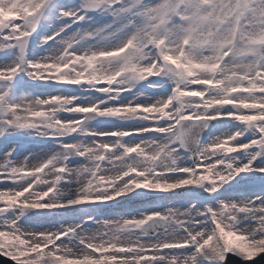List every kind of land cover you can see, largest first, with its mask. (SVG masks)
Segmentation results:
<instances>
[{"label": "snow or ice", "instance_id": "1", "mask_svg": "<svg viewBox=\"0 0 264 264\" xmlns=\"http://www.w3.org/2000/svg\"><path fill=\"white\" fill-rule=\"evenodd\" d=\"M10 137L13 264H264V0H0Z\"/></svg>", "mask_w": 264, "mask_h": 264}, {"label": "rangeland", "instance_id": "2", "mask_svg": "<svg viewBox=\"0 0 264 264\" xmlns=\"http://www.w3.org/2000/svg\"><path fill=\"white\" fill-rule=\"evenodd\" d=\"M67 1H72L73 3L76 2V0H66ZM13 138L10 137L7 139V141L2 145V147L0 148V151L1 150H4L9 144L11 145H15L17 147V155H23L24 153L28 152V150L31 148V147H41L43 145V141H40V140H33L31 139V141H34V144H28L29 142L28 141H23V142H13L12 140ZM0 158L2 159V156H0ZM5 185H1L0 184V187H4ZM140 204H137V205H134V206H139Z\"/></svg>", "mask_w": 264, "mask_h": 264}, {"label": "bare ground", "instance_id": "3", "mask_svg": "<svg viewBox=\"0 0 264 264\" xmlns=\"http://www.w3.org/2000/svg\"><path fill=\"white\" fill-rule=\"evenodd\" d=\"M67 2H70V3H73L72 1H67ZM13 140V142H23V141H28L29 143L28 144H34V141H31V139L30 138H27V137H25V138H13L12 139ZM13 145L11 144H9L4 150H1L0 151V154H2L5 150H7L8 148H10V147H12ZM40 148L41 147H31L29 150H28V152H39V150H40ZM28 152H26V153H24L23 155H26ZM23 155H17V158H20V157H22ZM1 159V158H0ZM1 185H3V184H1Z\"/></svg>", "mask_w": 264, "mask_h": 264}, {"label": "water", "instance_id": "4", "mask_svg": "<svg viewBox=\"0 0 264 264\" xmlns=\"http://www.w3.org/2000/svg\"><path fill=\"white\" fill-rule=\"evenodd\" d=\"M5 140L6 139H0V147ZM227 259H228V264H239V262L236 261L231 255H229ZM0 264H13V262L9 258L0 256ZM256 264H260L259 259H257Z\"/></svg>", "mask_w": 264, "mask_h": 264}]
</instances>
